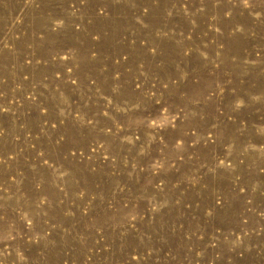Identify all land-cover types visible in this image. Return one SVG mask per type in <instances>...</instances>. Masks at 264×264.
I'll return each instance as SVG.
<instances>
[{"label": "rangeland", "instance_id": "obj_1", "mask_svg": "<svg viewBox=\"0 0 264 264\" xmlns=\"http://www.w3.org/2000/svg\"><path fill=\"white\" fill-rule=\"evenodd\" d=\"M0 264H264V0H0Z\"/></svg>", "mask_w": 264, "mask_h": 264}, {"label": "bare ground", "instance_id": "obj_2", "mask_svg": "<svg viewBox=\"0 0 264 264\" xmlns=\"http://www.w3.org/2000/svg\"><path fill=\"white\" fill-rule=\"evenodd\" d=\"M118 207V206H117Z\"/></svg>", "mask_w": 264, "mask_h": 264}]
</instances>
